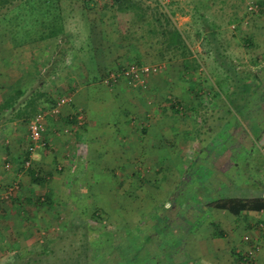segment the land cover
Returning <instances> with one entry per match:
<instances>
[{
	"label": "rangeland",
	"instance_id": "obj_1",
	"mask_svg": "<svg viewBox=\"0 0 264 264\" xmlns=\"http://www.w3.org/2000/svg\"><path fill=\"white\" fill-rule=\"evenodd\" d=\"M111 1L92 0L88 9L80 0H72L74 11L66 22L68 34L71 32L69 38L66 37L70 39V44L63 46L71 48L74 42L78 56L81 55L89 70L95 68L94 50L103 53L107 45L110 52L108 58L102 56V62L106 64L103 70L109 67L115 69L120 60L133 62L137 56L129 52L130 48L125 43L119 49L120 45L98 40L101 33L100 11L103 5ZM152 2L153 6L157 5L158 11L166 15L161 18L162 22L165 21L164 17L167 18L169 28L181 34L185 52L191 53L187 58L188 66L193 67L189 71H182L180 67L177 68L179 64L182 66L181 58L157 60L153 52L145 56L144 64L162 65L161 71L155 75L174 77L178 80L175 85L181 84L174 87L175 91L179 88L200 105L195 108L198 110L196 118L193 114L187 119V111L190 115L193 113L188 108L191 102L184 101L181 105L174 99L167 104L174 105L173 113L179 126L193 127L192 132L199 142L202 141V145L214 138L215 148L210 154L222 160L227 156L229 147L231 159L227 157L225 161L228 160L230 165H227V169L222 168V176H219L218 170L215 171L216 166L213 168L210 165L213 162L208 158L209 150H198V161L201 151L205 154V158L203 156L200 160L201 165L194 166L197 163L191 161L194 165L184 172L182 162L175 160L176 151L172 153L173 157L150 160L145 156L137 166H121L118 159L113 157L117 148L112 147L113 150L108 149L107 159L93 160L92 173L87 176V181L81 177L83 170L79 168L77 179L72 182L76 191L73 192L74 196H63L61 206L55 211L46 209L40 215L34 214L32 219L27 218L26 213L19 215V218L29 222L28 225H32V243L29 248L24 246L27 244L23 240L24 234L19 236L20 233L16 232L15 235L19 236L17 241L24 249L0 246V264H7L20 256L24 257L25 263L26 257L40 258L42 264L47 261L60 264L57 261H70L73 256L77 257L78 264H264V230L260 229L261 222L252 223L247 229L252 215L247 216L244 211L235 215L210 205L213 199L233 195L240 197L242 182L252 190L249 191L252 197L260 194L255 189L261 188V184L257 186L252 181L255 179L252 167L261 165L264 160V0ZM67 3L65 1L63 5ZM46 16L43 11L31 10L26 5L1 16L0 62H8L12 69H19L18 75L15 73L10 77L14 83L23 73L21 70L28 66L27 63L31 67L29 75L43 69V79L48 85L46 88L53 91L50 77L56 65L54 54L49 50L55 48L57 41L55 38L42 40L46 34L38 24ZM143 30L148 40H142L141 47L147 50L154 35L147 31V26ZM62 39L64 43L65 37ZM25 47L38 48L40 52L46 49L48 53L36 54L33 49L27 50ZM26 50V53L32 51L35 55L27 56L23 52ZM117 57L121 59L118 61ZM168 63H171V67L173 63L175 65L168 69ZM39 82L36 99L42 91V80ZM18 88L23 87L19 84L11 90L17 91ZM157 96L160 97L147 100L151 102L148 104L150 108L166 102L164 95ZM36 99L28 102L26 110L19 111L21 116H28L19 118L22 130L29 127V122L37 113L33 115L37 109ZM227 138L229 141L225 142ZM250 139L255 143L254 148L247 150L248 147L241 144H249ZM239 144L240 150L232 146ZM156 149L154 153L161 152ZM186 153L191 154L190 151ZM177 154L182 155L183 152ZM154 161L165 166H155ZM116 162L118 165H112ZM259 174L264 179V162L261 168H256L255 175ZM8 199L13 202L17 196L12 194ZM213 221L219 222L221 229L227 231L229 236L216 237ZM52 241L54 251L43 252V246ZM70 244L77 251L75 254L73 252V256L70 254ZM248 250L254 253L253 257L248 261L240 259Z\"/></svg>",
	"mask_w": 264,
	"mask_h": 264
},
{
	"label": "crops",
	"instance_id": "obj_2",
	"mask_svg": "<svg viewBox=\"0 0 264 264\" xmlns=\"http://www.w3.org/2000/svg\"><path fill=\"white\" fill-rule=\"evenodd\" d=\"M70 19L72 20V18ZM62 38L63 36L55 37L56 46L49 50L54 54L56 65L55 70L53 69V75L50 77V81L54 85V87L52 86L53 91L51 88L48 89L49 91L46 88L48 85L43 79V69H38L39 73L37 74L29 75L31 67L29 68L30 64L27 63L28 66L21 70L23 73L14 83L10 77L19 69H12L8 62H0V246L9 245L11 249L15 250L24 249L21 242L17 241L22 234H24L23 240L27 243L24 246L29 248L32 243V236L30 235L32 225H28L29 222L24 218H19V215L26 213L27 218L32 219L34 214L40 215L46 209L55 211L61 206L60 199L63 196H74L73 192L76 191L73 190L72 182L75 178L77 179L76 174L79 173V168L81 167L83 170L81 177L83 176V180L87 181V176L92 173L93 160L107 159L109 156L108 149H112V147L117 148L113 157L118 159L117 162L121 166L129 164L137 166L139 160L145 156L150 160L155 159V157L159 160L160 158L173 157L172 153L176 151L175 160L182 162L181 166L184 172L194 163H197L194 166L201 165L200 160L205 155L202 152L204 150H209L210 156L208 158L213 162L210 165L213 168L216 166L215 171L218 170L219 176H222V168L227 169V165H230L228 160L225 161L227 157L231 159L232 154L228 144L225 143L229 141V138L224 142V145L226 144L228 147L227 156L222 157L221 160L210 154L215 148L214 138L213 140L210 138L205 145H202V141L199 142L194 131L192 132L193 127L179 126V122L176 121L177 118L173 113L175 107L174 105L167 106L168 102L174 99H177L181 105L184 101L191 102L188 108L192 109L191 112L193 113L190 115L187 111V115H185L187 119L189 116L193 117V114L196 118L195 113L197 114L198 110L195 108L200 105L194 101L193 97L186 96L184 91L179 88L175 91V86H181V84L175 85L178 80L170 76L161 78L159 75L153 74L148 79L149 86L145 92L144 89L131 87L132 85L125 79L107 83L104 77L106 73L114 69H109L108 66L109 68L103 70L106 64L105 61L102 62V56L108 58L109 46L104 47L103 53L94 50L95 68L89 70L86 63L82 61L81 55L78 56L74 42L71 48L64 47L63 44H70V39L65 38L63 43ZM99 40L107 42L104 39ZM107 44L110 43L107 42ZM30 49L33 48H27V50ZM27 50L23 52L26 53ZM44 50L42 49L40 52L37 48L32 51H36V54L40 52L41 55L43 53L47 55L48 51ZM32 51L26 53L27 56L35 55ZM133 52L136 53L137 51L134 50ZM100 54L101 59H99ZM120 59L117 57L118 61ZM125 64L120 60L116 68ZM170 64H167L168 69L175 65L173 63L171 67ZM181 64L182 66L179 64L177 68L180 67V70L184 71L183 59ZM39 78L42 80V85H40L42 91L39 93V98L36 99L39 91ZM20 79L22 80L20 81ZM19 84L23 87L22 89L11 90ZM168 87H173V89L168 90ZM157 94L164 95L166 102L160 103L159 107L150 108L148 106L151 103L150 100L160 97ZM61 97H67L69 101L61 105L59 113L56 115L48 113L47 111ZM32 98L37 101V109L33 115L41 110L48 113L45 118L47 146L38 151L33 158L31 167L25 169L24 158L27 156L29 131L28 127H25L24 130L20 128L19 118L24 119L28 116H21L19 111L26 110L29 106L28 102L32 101ZM148 99H150L149 103ZM189 124L191 123L189 122ZM233 134L236 135L234 132ZM251 139L249 144L243 142L241 146L248 147L247 150L253 149L255 143ZM109 144L112 146L109 147ZM232 146H237V149L241 147L240 144ZM156 148L161 152L154 153ZM198 150H202L199 161L200 152ZM179 151H182L183 154H177ZM186 151H190L191 154L186 153ZM191 161L194 163L191 164ZM117 162L112 165H118ZM263 162L264 160H262L261 165L252 167V174H256V168H261ZM8 163L11 165L10 169L7 168ZM152 163L155 166H165L160 165L158 161ZM101 165L105 164L102 163ZM189 173H191L190 170ZM247 174L249 175V172ZM255 174H253L255 179L253 178L252 181L257 186L261 184V188H259L260 186L256 189L252 188L257 192L259 191L260 194L252 197L249 194V191L252 190H249L248 185L242 182V195L240 197L235 195L228 197L264 199V179L260 174ZM223 179L220 180L228 182V180ZM13 182H18L20 189L15 194L17 199L12 202L9 199L6 200V190ZM64 190L65 192H63ZM244 213L247 216L252 215L247 229L251 227L250 224L258 221L264 224V207L259 211L245 210ZM16 232L20 233L19 236L15 235ZM226 234L229 236L227 231Z\"/></svg>",
	"mask_w": 264,
	"mask_h": 264
},
{
	"label": "trees",
	"instance_id": "obj_3",
	"mask_svg": "<svg viewBox=\"0 0 264 264\" xmlns=\"http://www.w3.org/2000/svg\"><path fill=\"white\" fill-rule=\"evenodd\" d=\"M65 1H68L67 5H63ZM92 0H80L84 7H88ZM149 0H112L111 3H106L102 6L100 11L101 33L100 39L106 40L110 44L123 45V43L129 46V52H136L135 61L138 64L146 63L145 56L150 52L155 53L157 60H173L174 58H181L184 60V70L189 71L191 66H188V60L191 53L185 52L186 48L183 45L181 34L172 28H169L168 19L162 17L165 15L163 12L158 11L157 5L153 6L151 3H144ZM29 6L32 9H39L43 11V15H47L41 23H38L42 29L44 28L43 39L57 38L59 36L68 37L67 18H69L71 12L74 11V4L72 0H0V17L4 16L8 11L14 8H20L22 6ZM67 11V14L65 12ZM152 11V12H150ZM166 16V15H165ZM38 22V20L36 21ZM44 24V25H43ZM88 24V23H87ZM147 31L154 35V40H150L148 43V49L143 50L141 41L148 40L145 36V27ZM48 28V30H47ZM42 37V36H41ZM98 37V40H99ZM184 48V49H183ZM143 50V51H142ZM133 54V55H134ZM210 205L214 208L227 210L228 212L239 215L245 210L259 211L264 207L263 198L242 199L235 197H226L223 199H213L210 201ZM214 229L217 230L216 237L226 236V231L221 229L219 222H212ZM68 226V224H67ZM89 229V228H88ZM53 241L43 246V252H53L54 247L51 245ZM71 256L77 252L74 250L72 244H70ZM36 251V250H35ZM34 251V252H35ZM86 251V249H85ZM39 254L40 253H36ZM26 263L24 257L20 256L16 259L9 261L7 264H42L40 258L26 257ZM240 259L248 261V251L240 256ZM77 257L73 259L59 260L60 264H78ZM45 264H55L53 261H47Z\"/></svg>",
	"mask_w": 264,
	"mask_h": 264
},
{
	"label": "built area",
	"instance_id": "obj_4",
	"mask_svg": "<svg viewBox=\"0 0 264 264\" xmlns=\"http://www.w3.org/2000/svg\"><path fill=\"white\" fill-rule=\"evenodd\" d=\"M162 2L168 0H161ZM162 65L160 64H138L137 62H129L125 65L118 67L108 73H106L104 80L105 82H117L120 79H125L134 88L139 89H148L149 83L148 79L151 75L161 71ZM69 101L67 97H61L56 101V104L53 105L47 112L51 115H56L59 113V108L62 104ZM46 111H38L35 116L29 122L28 134L29 142L27 146V156L24 158V168L29 169L32 165L34 156L38 153L39 150L45 149L47 146V141L45 134L47 131L45 118L48 114ZM7 168L10 169V163L7 164ZM20 189L18 182H13L6 190V198H10L12 194H16ZM8 196V197H7ZM260 229L264 230V224L260 225ZM247 238V237H246ZM253 252L248 250L249 260L253 257Z\"/></svg>",
	"mask_w": 264,
	"mask_h": 264
}]
</instances>
